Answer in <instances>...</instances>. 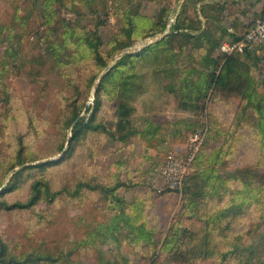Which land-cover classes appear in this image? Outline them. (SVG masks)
Here are the masks:
<instances>
[{
    "label": "rangeland",
    "instance_id": "1",
    "mask_svg": "<svg viewBox=\"0 0 264 264\" xmlns=\"http://www.w3.org/2000/svg\"><path fill=\"white\" fill-rule=\"evenodd\" d=\"M166 1L88 4L85 0H0V192L25 167L31 169L22 176L20 187L5 196L10 204L26 202L36 179L48 181L55 190L69 188L71 192L80 182L117 185L115 195L123 199L125 212L152 229L156 240L151 245L124 233L112 237L103 226L120 207L115 208L116 203H110L100 191L84 189L75 196L63 193L55 202H41L32 209H1L0 237L11 251L19 255L51 254L60 260L57 264H247L252 257L248 249L231 255L224 263L219 255L231 249L241 235V245L257 251L252 264H264V221L256 207L236 219L217 218L224 206L218 198L206 199L199 207L200 215L214 212L216 216L211 222L214 232L208 239L206 256L188 254L182 246L175 251L164 246L170 225L178 219L175 215L183 196L169 188L155 169L169 153L185 156L190 152L188 133H203L214 126L218 134L211 145L229 152L223 162L226 171L259 164L264 174L263 135L245 124L235 126L236 112L242 105L237 95L215 92L212 87L210 93L219 97L199 103L198 109L185 101L181 88L185 84L186 50L174 63H135V72L144 73V78L141 92L132 102L135 111L130 123L138 131L152 123L154 136L138 134L121 141L98 131L74 142L68 154L71 129L67 123L74 107H93L97 86L121 58L138 55L169 33L168 27L165 33L147 37ZM234 7L229 8L231 13ZM127 14L135 23L130 38L124 30L128 27ZM96 31L108 63L103 70L85 44L86 37ZM125 42L132 45L121 49ZM254 51L243 57L251 66L258 91L264 93V47ZM159 69L161 73H157ZM118 92L124 94L123 90ZM114 93L112 86L101 93L97 121L120 135ZM91 112L84 108L81 116L88 117ZM19 160L27 162L12 169ZM49 162L56 164L46 171L33 168ZM232 190L224 202L231 197L237 203L245 198L241 185H233ZM186 225L203 233V223L197 219L187 220ZM197 240H202L201 235ZM185 255L191 259L182 262Z\"/></svg>",
    "mask_w": 264,
    "mask_h": 264
},
{
    "label": "trees",
    "instance_id": "2",
    "mask_svg": "<svg viewBox=\"0 0 264 264\" xmlns=\"http://www.w3.org/2000/svg\"><path fill=\"white\" fill-rule=\"evenodd\" d=\"M96 1L105 2L106 0H85V3H95ZM166 4L153 20L147 37L165 33L168 27L170 29L169 33L161 41L149 46L138 55L134 57L126 55L123 59L121 58V61L101 79L100 84L97 86L93 107H86V105L81 109L74 107L73 114L67 123V128L71 129L68 154L71 153L74 142L80 141L89 134L98 133V131L108 133L111 137L121 141H127L131 136L138 134L154 136L156 131L154 129L152 131V123L143 131L136 130L130 123V118L135 111L132 102L141 92L142 85L140 81L144 78V73L140 75L135 72V67H137L135 63L138 61H145V65H153V62L160 61L161 63H174V59L179 55L185 54V50L187 53L186 73L185 77H183L185 84L181 88L185 101L192 102L198 109L199 103H207L219 97L220 94L218 93H215V96L210 93L212 87H215V92H229L230 96L234 93L242 101L241 107L236 112L235 126L245 124V126L253 127L264 138V93L258 91V87L252 77L251 66L240 53L228 56L220 51L222 43L220 31L225 30L223 19L221 18V14L225 9L224 5L218 2L201 5V15L206 20L204 30H202L204 26L203 22L200 19L190 17L189 6L186 0L179 4L178 9V3L176 4L175 0H167ZM174 15L175 20L173 23H170ZM127 18L128 27L124 30L130 38L134 33L135 23L129 14H127ZM250 29L234 39L243 37ZM85 44L91 50L92 55H94L93 60H95L102 70L105 69L108 63L101 51L102 39L98 35V32L96 31L92 33V36L86 37ZM131 45L132 42H125L120 45V48L124 49ZM255 52L250 51L249 53L253 54ZM196 69H200V71H196ZM203 69H207L208 72H205ZM171 70L169 71L170 73L173 72ZM157 73H161V69L157 70ZM196 73H198V77ZM109 86H112L113 92H116V94L114 93L116 104H118L116 109L118 116L116 130L120 135L97 121V113L102 107L101 93L107 92ZM118 90H123L124 94H119ZM222 97L220 96V99H223ZM84 108L87 113L92 110L88 117L81 116ZM192 134H194V131H191L187 135ZM217 134L218 130L214 129V126H210L206 140L199 152H197L186 175L187 177H185L182 189V204L175 215L178 219H174L170 225V232L164 242V246H168L170 251H175V248L182 246L188 254L202 253L206 256L208 239L211 232H214V228L211 226L216 216L217 218L230 217L232 219L234 217L236 219L244 216L250 211V208L256 207L259 219L264 221V174L259 170V164L234 171H226L223 162L229 155V152L222 147H214V144L211 145V141L216 139ZM64 142H66V139ZM63 149L64 146L61 147V151ZM26 162L19 160L18 163L13 165L12 169L23 166ZM54 164L56 163H43L33 168L46 171L48 167H52ZM29 169L31 167H25L18 171L11 182L0 192V210L32 209L40 205L41 202H47V204L55 202L63 193L75 196L84 189L98 190L106 195L110 203H116L114 204L115 208L120 207L112 215L108 223L103 226L112 237L116 238L118 234L124 233L126 234L125 237L130 236L137 242L143 241L151 245L156 243L154 231L149 229L144 222L137 221L134 216H130L125 212V209L122 207L124 203L123 199L115 195L119 189L117 185L102 186L99 184V186H95L88 182H80L75 186V190L71 192L69 188L55 190L48 181L36 179L31 184L29 198L26 202L10 204L6 200V194L20 187L21 178ZM233 185L242 186L240 193L245 198L238 203L235 197H231L230 200L227 199L224 202L225 195L233 194ZM2 186L3 184L0 185V188H3ZM170 191L173 192L172 190ZM174 192L177 193V191ZM216 198L220 200V204L224 205L220 209V214L218 213L219 215L217 214L215 217L213 215L214 212H211V215L207 216L202 213L200 215L199 207L202 206L204 200ZM193 219H197L198 222L201 221L203 223L202 234L201 231L194 227L186 225L187 220ZM200 235L202 240L199 241L197 239ZM241 238L240 235L231 249L220 252L219 255L222 263L226 262L231 255L248 249L251 251L252 257L246 263L252 264L253 257L257 251L250 246L243 247L240 243ZM182 258V262H186V258L191 259L188 256ZM57 262H60V260L51 254L31 253L19 255L11 251L0 237V264H57Z\"/></svg>",
    "mask_w": 264,
    "mask_h": 264
},
{
    "label": "built area",
    "instance_id": "3",
    "mask_svg": "<svg viewBox=\"0 0 264 264\" xmlns=\"http://www.w3.org/2000/svg\"><path fill=\"white\" fill-rule=\"evenodd\" d=\"M262 47H264V16L259 18L243 37L224 41L220 46V51L228 56L235 53L244 55ZM207 131L206 128L203 133L189 136L190 152L187 155L184 156L177 152L169 153L162 165L155 169L169 188L182 192L185 177L204 143Z\"/></svg>",
    "mask_w": 264,
    "mask_h": 264
},
{
    "label": "crops",
    "instance_id": "4",
    "mask_svg": "<svg viewBox=\"0 0 264 264\" xmlns=\"http://www.w3.org/2000/svg\"><path fill=\"white\" fill-rule=\"evenodd\" d=\"M182 1L175 0V3H178L177 9ZM186 2L189 6L190 17L200 19L203 22L202 30H204L206 20L201 15V5L211 2H218L224 5L225 9L221 14V18L223 19L225 30L220 31L222 43L240 36L250 29L259 18L264 16V0H186ZM232 2L236 3V8ZM231 6L235 8L232 13L229 9ZM173 20H175V15L171 19V23L174 22Z\"/></svg>",
    "mask_w": 264,
    "mask_h": 264
}]
</instances>
